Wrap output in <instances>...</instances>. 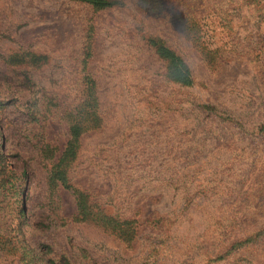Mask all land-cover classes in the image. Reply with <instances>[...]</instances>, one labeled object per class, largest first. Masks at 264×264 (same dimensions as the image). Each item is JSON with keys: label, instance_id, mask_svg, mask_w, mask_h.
<instances>
[{"label": "rangeland", "instance_id": "rangeland-1", "mask_svg": "<svg viewBox=\"0 0 264 264\" xmlns=\"http://www.w3.org/2000/svg\"><path fill=\"white\" fill-rule=\"evenodd\" d=\"M113 1L0 0V264H264V0Z\"/></svg>", "mask_w": 264, "mask_h": 264}, {"label": "trees", "instance_id": "trees-1", "mask_svg": "<svg viewBox=\"0 0 264 264\" xmlns=\"http://www.w3.org/2000/svg\"><path fill=\"white\" fill-rule=\"evenodd\" d=\"M79 1H83L97 7H105L115 3V1L113 0H79ZM150 41L153 43V46L155 47V50L158 53V55L163 57L166 61L167 76L171 80L178 82L180 84L183 85L191 84L192 82L191 73L185 61L168 46L161 43L153 42V40ZM79 135H80V124L79 122H76L69 127V139L65 144V147L61 153L60 158L54 164L52 172L49 176V180L51 182L54 180H59L61 184L64 185V187L69 188V184L67 183L65 177V166L75 152L76 143ZM76 195L79 196L77 202L78 208L83 209L84 195L81 192H79V194ZM102 218L104 219V221L107 219L104 216ZM120 234L124 236L125 232H123V230L120 229ZM130 238L131 236L129 237V239Z\"/></svg>", "mask_w": 264, "mask_h": 264}]
</instances>
